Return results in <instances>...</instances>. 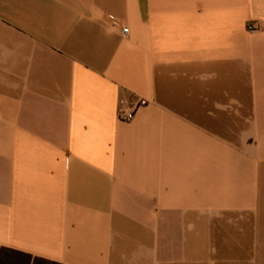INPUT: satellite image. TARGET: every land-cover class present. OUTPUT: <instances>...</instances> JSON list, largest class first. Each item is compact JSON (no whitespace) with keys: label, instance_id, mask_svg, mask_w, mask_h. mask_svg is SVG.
Wrapping results in <instances>:
<instances>
[{"label":"crops","instance_id":"1","mask_svg":"<svg viewBox=\"0 0 264 264\" xmlns=\"http://www.w3.org/2000/svg\"><path fill=\"white\" fill-rule=\"evenodd\" d=\"M0 245L264 264V0H0Z\"/></svg>","mask_w":264,"mask_h":264},{"label":"built area","instance_id":"2","mask_svg":"<svg viewBox=\"0 0 264 264\" xmlns=\"http://www.w3.org/2000/svg\"><path fill=\"white\" fill-rule=\"evenodd\" d=\"M109 19L111 20V25L113 28H118L122 26L121 21L119 20V18H117L114 15H110ZM123 32L127 33L129 32V27H123ZM248 29L251 32L256 31V27L255 25H253L252 23H249L248 25ZM149 103V100L145 99V98H139L137 100L134 101H129L126 99H121L120 100V108H119V118L121 120H125V121H131L135 118L138 110L147 105Z\"/></svg>","mask_w":264,"mask_h":264},{"label":"trees","instance_id":"3","mask_svg":"<svg viewBox=\"0 0 264 264\" xmlns=\"http://www.w3.org/2000/svg\"><path fill=\"white\" fill-rule=\"evenodd\" d=\"M0 264H64L45 258H33L32 255L0 245Z\"/></svg>","mask_w":264,"mask_h":264}]
</instances>
